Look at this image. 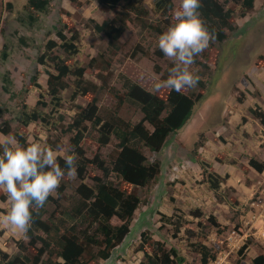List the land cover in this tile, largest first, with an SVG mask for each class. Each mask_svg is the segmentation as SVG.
I'll return each instance as SVG.
<instances>
[{
	"label": "rangeland",
	"instance_id": "obj_1",
	"mask_svg": "<svg viewBox=\"0 0 264 264\" xmlns=\"http://www.w3.org/2000/svg\"><path fill=\"white\" fill-rule=\"evenodd\" d=\"M218 1L232 7L235 28L227 32L225 40L211 42L192 66L201 83L181 90L193 98L200 96L192 116L180 130L168 135L158 151L139 144L146 162H159L156 178L145 186L121 187V178L113 172L106 178L97 165L101 160L111 168L120 150L119 140L111 134L109 142L100 145L99 125H95L94 118L82 123L81 155L77 158L74 154L72 138L76 129L72 125L78 117L77 107L95 106L100 123L107 122L120 130L139 123L152 130L144 121L136 93L130 94V85L156 93L154 82L167 78L172 64L159 51L157 40L172 22L171 14L180 0H173L167 21L154 11L153 0H141L148 15L141 20L128 13L117 51L94 30V23L110 16L98 0H50L49 9L34 12L32 22L25 9L27 0H0V135L4 134L1 129L9 127L6 135H15L17 140L25 138V145L39 141L57 151L58 157L71 155L84 163L81 175L77 171L75 177L66 175L55 194L50 195L46 214L61 215L62 210L81 202L78 187H93L97 179L135 193L140 200L111 257L96 258L90 264H139L143 259L140 246L151 251L156 242L183 257L174 264H201L193 245L197 237H189L188 228L206 235L205 244L216 254L209 264H236L238 259L251 264L255 256L264 254V169L257 171L250 165V160L264 164V128L250 113V108L264 110V0H254L247 10L231 0ZM115 12L123 18L127 10L120 3ZM65 23L79 33L76 58L82 66L86 67L92 58L96 61L84 73L89 92L72 98L74 84L70 78L55 102L47 93L45 73L46 69H54L39 64L37 57L47 40H57L56 28ZM34 108L48 118L39 117L22 125V111ZM198 140L201 146L195 147ZM199 160L224 176L216 192L202 176ZM8 209L7 196L0 192V249L10 259L20 257L31 264L40 243L35 241L34 249L31 237L3 222ZM195 209L202 212L201 217L193 216ZM110 222L121 223L117 216ZM73 223L76 232L86 226L67 219V226Z\"/></svg>",
	"mask_w": 264,
	"mask_h": 264
},
{
	"label": "trees",
	"instance_id": "obj_2",
	"mask_svg": "<svg viewBox=\"0 0 264 264\" xmlns=\"http://www.w3.org/2000/svg\"><path fill=\"white\" fill-rule=\"evenodd\" d=\"M77 2L78 0H68ZM239 3L243 10L251 9L254 0H231ZM98 3L105 10H108L110 16L101 23H94L93 27L97 33L103 34L107 39L109 46L113 51L119 49L117 42L122 31L126 27L124 19H128V13H134L139 19H145L148 15L147 9L143 6L141 0H98ZM122 3L127 10L125 17L121 18L116 14V7ZM51 3L50 0H27L25 9L28 11L30 21H34V12H46ZM154 11L162 16L165 21L169 18V13L173 8V0H153ZM200 12L206 26L210 31L214 30L216 39L221 42L226 39L227 32L234 30L232 7H225L218 0H202ZM162 32L160 27L156 28ZM57 40L49 39L45 43L44 50L38 55L37 62L41 65H50L54 72L46 69L47 93L53 101L60 100V92L68 86L67 79H72L74 91L72 98L78 94L89 92L84 79L85 69L93 66L96 58H92L88 65L82 66L78 58L79 53V33L73 28H68L66 23L62 28H56ZM58 49V53H55ZM201 83V82H199ZM6 89V87L4 86ZM130 94L136 93L141 103V110L146 121L152 130L149 131L143 123L128 126L125 130L114 128L107 122L100 123L101 120L95 115V106L88 108L77 107L78 117L74 119L73 127L76 133L72 138L73 152L77 158L81 155V141L84 138V121H95L99 125L98 142L100 145H106L109 142L110 135L114 134L119 142L120 148L117 158L112 162L111 168L103 165V162L97 161L99 169L107 178L113 172L121 178L120 186L148 185L156 178L160 171L158 161L153 163L146 162V158L141 151L139 144L147 147L151 151H158L164 144L169 134L180 130L190 119L193 113V107L199 97L180 92L177 93L171 89L162 88L159 92L149 93L140 90L136 84L130 85ZM57 104V103H56ZM55 104V105H56ZM252 116L258 120L264 128V110L260 107L250 108ZM42 117L48 118L47 114L39 113L35 108L31 111H22L19 120L22 125H27ZM9 127L1 129V132L8 133ZM21 144L25 143V138L18 137ZM201 146L200 140L196 141L195 147ZM64 158L58 157V162L63 166ZM76 161V171L81 175L84 168L82 160ZM198 164L202 169V176L207 180L211 190L216 192L219 189L224 176L209 169L208 162L199 160ZM250 165L257 171L264 169V164L250 160ZM120 186L112 182L97 179L93 187L82 184L77 191L82 194L83 200L70 209L62 210L61 215H47L46 204L52 198H48L43 208L35 209L32 213V224L28 229L27 236L32 238V247L38 241L40 247L36 248V254L32 256L31 264H90L96 258L108 260L111 257L112 249L121 240L124 233L127 232L133 212L138 206L140 200L135 193L125 192ZM113 216L121 221L120 224H111ZM194 217H201L202 212L199 209L193 211ZM67 219L76 220L86 226L74 231L75 223L67 226ZM189 237H197L193 244L200 255L201 264H209L216 259L215 252H212L205 244L206 235L196 234L193 229L188 228ZM145 239V238H144ZM244 244L242 248H245ZM143 250V259L139 264H174L183 257L178 255L174 249H166L161 242H156L151 251L140 246ZM56 258L59 260L57 261ZM0 264H27L20 257L10 259L0 249ZM236 264H247L238 259ZM251 264H264V254L255 256Z\"/></svg>",
	"mask_w": 264,
	"mask_h": 264
},
{
	"label": "clouds",
	"instance_id": "obj_3",
	"mask_svg": "<svg viewBox=\"0 0 264 264\" xmlns=\"http://www.w3.org/2000/svg\"><path fill=\"white\" fill-rule=\"evenodd\" d=\"M202 0H180L171 14V23L157 40L159 51L172 66L167 78L156 80L153 89L167 87L177 93L198 85L201 77L192 70L196 58L216 39L202 18ZM75 157L58 162V153L39 141L18 142L15 135H0V192L8 199L9 209L3 222L20 233H27L33 210L43 208L67 175H76Z\"/></svg>",
	"mask_w": 264,
	"mask_h": 264
}]
</instances>
